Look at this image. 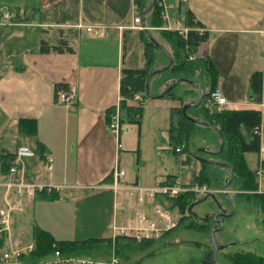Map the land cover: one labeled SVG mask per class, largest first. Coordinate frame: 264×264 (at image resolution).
<instances>
[{"label": "crops", "instance_id": "crops-1", "mask_svg": "<svg viewBox=\"0 0 264 264\" xmlns=\"http://www.w3.org/2000/svg\"><path fill=\"white\" fill-rule=\"evenodd\" d=\"M172 1L175 5L184 4L193 23L185 25L182 16L175 17L180 30L186 34L194 31L207 35V40L198 46L185 47L191 64L200 71L203 85L197 80L194 83L205 95L219 90L226 100L222 110L260 113L259 140L264 143V0ZM6 9L12 14V20L6 27L8 30L0 24V139L8 137L9 140L0 154L14 156L15 182L41 188L55 196L52 200H36L34 196L24 199L31 218L27 245L32 242L35 228L55 242L133 238L120 234L138 227V223L127 222L128 212L118 210L126 194L114 192L113 186L117 180L115 171H122L125 185L153 188L143 186L138 175L125 170L128 166L124 164L125 155L130 150L122 146L121 127L128 121V110L136 109L137 104L133 99L126 101L127 111L121 114L123 122L118 136L107 131L105 114L112 110L114 115L119 111V80L121 70L131 69L128 41L134 34H137L139 63L145 67V38L132 21L133 11L138 12L134 1L0 0L1 19ZM149 24L150 19L145 16L144 30L148 33L155 30ZM171 25L177 28L174 23ZM87 27L100 29L103 36L87 33ZM37 32L39 40L35 38ZM61 42L71 52H66L65 47L63 53L40 52L42 43L53 47ZM171 57L172 67L176 66L177 58ZM167 64L166 59L164 67ZM253 74H260L262 78L260 103L254 101L250 90ZM169 83L161 86L159 92ZM186 86L187 92L195 94L184 105L196 103L197 89ZM59 91L72 93L73 107L65 108L57 102ZM182 103H174L168 109L167 144L170 111L182 108ZM141 107L143 111V103ZM19 121L33 124V136L19 134ZM20 147L29 149L34 156L16 159L15 153ZM139 153L140 144L138 158ZM244 160L253 171L264 162V157L259 152L249 153L244 154ZM182 164H189V158L184 157ZM5 179L6 174L0 170V184ZM259 183V193H263ZM187 186L181 188L189 190ZM14 195L12 192L5 198V190L0 187V206L5 201H13Z\"/></svg>", "mask_w": 264, "mask_h": 264}, {"label": "rangeland", "instance_id": "rangeland-1", "mask_svg": "<svg viewBox=\"0 0 264 264\" xmlns=\"http://www.w3.org/2000/svg\"><path fill=\"white\" fill-rule=\"evenodd\" d=\"M140 1L144 9L149 4V0ZM10 23L4 21L2 15V19L0 18L2 28L4 27L8 30L6 27ZM156 24L158 23L155 20L151 21L149 26L155 30L149 31V33L156 43L162 47L167 45L165 48L163 47L164 50L177 59L174 64L176 66L173 69L169 68L152 78L149 85L150 95L157 97L161 94L159 92L161 86L178 79L191 82L197 80L196 82L202 84L200 81V71L195 65L191 64L189 55L181 47V43L176 36L172 34L174 31L171 29L167 30L168 26L166 24L159 27H156ZM170 26L173 29L174 26ZM27 29L30 30L31 28ZM52 31L55 33L56 29ZM136 35L131 36L128 41V49L130 52L128 66L131 69L142 68L136 49ZM39 36L40 34L38 32L35 33V38L38 37V40ZM152 57V71L160 70L164 67L166 59L158 50L154 51V54L151 55ZM187 89L186 84L180 83L171 91L170 95L173 96L169 95L161 99L152 100L146 93L142 95L143 99L140 105L143 103L144 109L142 111L141 134L136 124L126 120L121 127L122 146L125 150H130L125 155L126 161L124 164L128 165L125 167V170L128 174L133 173L138 175L143 186L153 188L159 187L166 175L176 177L178 185L186 186L191 182L190 179L194 173L201 172L200 175H203L208 183L201 187H195L205 194L198 196L193 192L191 193L195 195V199L205 198V200L194 207L192 213L199 219H203L206 214L215 215L218 211L229 214L231 207L221 192L222 185L229 178L228 171L224 168L210 165L202 166L193 157V153L201 149H208L211 154L197 153V158L228 164L229 155L227 154V144L220 155H214L219 149V139L215 133L199 125L193 127V137L188 141L186 148L183 149L185 151L181 154L174 155L171 147L166 142L165 134L168 125V109L174 103L176 104L182 101V105H184L185 102L191 100L192 95L195 93L187 92ZM135 110L131 109L129 112L130 117L136 114ZM207 110L209 113H214L222 109L202 104L199 108L189 109L186 114L189 118L207 123L208 121L210 122V119L207 117ZM0 135L2 136V133ZM8 140V137H5L4 140L0 139V150L5 146L7 147ZM139 144L140 153L138 158L137 150L139 149ZM184 157L189 158V164H182ZM254 171L255 169H253V173ZM240 181L234 175L232 182L227 186L226 193L234 203L235 211L231 216L222 219V229L213 235L214 243L218 247L225 244L227 248L216 256V261L220 264H234L235 259L239 256L237 254L249 253L253 257H261L264 259V213L255 201V196L264 193V178L259 181L260 190L263 193H259V189L256 192L242 190V182ZM256 183L258 186L257 179ZM187 188L191 189L192 187ZM182 189L184 188L182 187ZM207 194L212 196L207 197ZM155 203L157 202H152L150 209H141L136 200L126 196L121 209L118 210L128 212L127 222L130 223L133 221L134 223L132 224L135 225L138 222V216L142 217L144 214L148 216V220H157V217L153 216V207H156L153 204ZM161 204L171 214L172 223L176 226L174 229L160 234L157 239L147 240L153 241L152 243L137 245L132 242H126L111 246L97 244L96 246L88 248L76 247L74 249H68L66 250L68 254L64 252L65 250L62 251L60 248L52 247V250L43 257H32V261L29 260L31 262L25 261L32 256L33 250L30 253L31 255H23L20 262L23 264L51 263L55 261L54 253L58 251L63 258L74 260L80 264H204L206 254L208 253L211 256L213 253V246L210 240V232L214 228L213 224L210 222L205 226H198L194 224L187 214H181L177 208L172 207L171 202L165 201ZM27 205L26 200H24V205L21 207L22 212H15L11 216L8 231L0 232V237L4 241L1 250L24 249L29 245H32L33 249L35 248L33 238H31L32 242L27 245L31 228V218L30 214H28ZM3 206L4 204H1L0 209ZM180 219H183V221L178 226ZM147 225L148 223L144 224L145 227Z\"/></svg>", "mask_w": 264, "mask_h": 264}, {"label": "trees", "instance_id": "trees-1", "mask_svg": "<svg viewBox=\"0 0 264 264\" xmlns=\"http://www.w3.org/2000/svg\"><path fill=\"white\" fill-rule=\"evenodd\" d=\"M138 10L139 16L141 12L144 10L142 3L140 0H133ZM1 11H0V18H1ZM171 15L175 17H183L185 25H193L192 21L188 13L185 11V7L183 3H177L175 5V9L171 12ZM150 19V23L152 20H155L158 24L156 27L163 25V22L160 19V10L156 6V0L152 10L146 15ZM176 19V18H175ZM141 34L145 38V50L143 53V57L145 60V67L142 69H123L121 70V76L119 80V94L121 96L119 111L123 114V111H127L126 101L132 100L135 95H143L145 94V85L146 79L148 74L151 71V65L153 62V57L151 55L154 54L156 51V47L147 39L145 36V31H141ZM181 43V47L185 49L186 46L188 47H195L199 44L205 42L207 40V35L205 33L199 34L194 31H188L186 34V39L183 40L176 32L172 33ZM1 36V34H0ZM179 45V46H180ZM66 45L65 43L61 42L57 46L47 47L45 43L41 44L40 52L41 53H63L64 48ZM66 52H71L70 48L65 47ZM175 66L172 67V69ZM214 73V72H213ZM214 79V78H213ZM261 84L262 78L260 74H253L250 77L249 85L251 94L254 96V101L257 103L261 102ZM59 89V88H58ZM171 93L167 94L165 97L169 96ZM209 94L205 95V98L202 102L203 105H206V98ZM171 96V95H170ZM201 104V105H202ZM200 105V106H201ZM199 106V107H200ZM198 107V108H199ZM135 110L134 108H131ZM128 110V113L131 111ZM207 109V108H206ZM142 111L141 105L136 106V114L133 117L128 116V122L134 123L140 127V114ZM204 112V111H203ZM208 112V110H207ZM113 116L112 110L105 114V122L106 126L110 123L111 117ZM210 122L207 123L212 125L219 131L223 138H224V147L227 144V154L229 155V163L228 165L231 166L233 170V174L236 175L238 180L242 182V190L254 191L256 192L258 189L256 183V175L255 171H251L245 160L244 154H258L259 147H260V140L259 136L255 135L254 133L259 131L260 129V122H261V115L258 112L253 111H225L221 110L219 112L209 113L207 115ZM134 118V119H133ZM170 125L168 129L169 141L168 146L171 147V151L174 155H178L174 152L177 148H186L188 141L193 137V127L195 126L192 124L186 117H184L181 113V107L178 109H172L170 111ZM123 120H120V124H122ZM33 124L19 121L18 131L19 134L24 136H33ZM170 150V149H169ZM138 151V150H137ZM185 150H182L184 152ZM224 151V148H223ZM222 151V152H223ZM14 156L9 154H0V170L3 174H7L8 170L13 166ZM202 166L204 164H201ZM201 172L195 174L192 177L191 182L188 184L187 187H195L202 185H207L208 181L203 175H200ZM161 186H176L178 185L177 178L173 176H169L165 179L163 183L160 184ZM212 195L207 194V197ZM34 198L38 199H45V200H52L55 198L53 194H47L46 191L42 190L34 194ZM203 199H195V195L191 192L189 193H181L178 197L173 199L171 202L172 207L177 208L181 214H187L188 217L194 222V224L198 226H205L206 224H201L200 222L196 221L192 217V210L196 207ZM255 201L257 205L260 206L261 211L264 213V194L255 196ZM194 215V214H193ZM183 221L180 219L178 222V226ZM264 225V222H263ZM32 238L35 244L34 251L32 256H30L27 260L31 262L33 258H41L46 255L52 247L60 248L65 253L68 252V249L74 248H88L91 246H96L97 244H106L108 246L119 244V243H126L132 242L134 244H147L152 243L153 241L141 240L136 241L133 238L117 236L114 239H96V240H87L83 242H55L52 238L45 232H42L38 229L32 230ZM3 239L0 237V250L3 246ZM63 253V252H62ZM68 254V253H66ZM31 255V254H30ZM239 255L234 264H264V259L261 257H253L251 254H237ZM31 260V261H29Z\"/></svg>", "mask_w": 264, "mask_h": 264}, {"label": "built area", "instance_id": "built-area-1", "mask_svg": "<svg viewBox=\"0 0 264 264\" xmlns=\"http://www.w3.org/2000/svg\"><path fill=\"white\" fill-rule=\"evenodd\" d=\"M156 6L160 10V19L164 24L168 27L167 30L175 31L180 37L185 38L186 33L178 28V20L173 19L171 17V12L175 9V4L172 0H156ZM3 19L8 23L12 20V14L8 9L3 11ZM132 21L134 25H138V29L143 31L144 28L141 27V18L136 11L132 13ZM175 24L177 28L172 29L171 24ZM87 33L94 35L95 37L101 38L103 35L98 28L87 27L85 29ZM141 95H135L133 97L134 102L139 105L142 102ZM57 102L63 105L65 108H71L75 104V99L73 98L72 93H64L63 91L57 92ZM207 105L215 108H222L226 105V100L219 90H214L209 93L206 98ZM120 120H121V112L117 111L110 120V123L107 125V131L112 135L118 136L119 128H120ZM255 135L260 134V131H256ZM183 148H177L174 150L176 154H180ZM259 155L264 157V143H260L259 147ZM34 153L29 151V149L25 147H20L17 149L15 153V158H32ZM17 175L16 166H12L8 173L6 174V179L3 184H0L5 190V198L11 195L14 192V200L11 202L5 201L4 207L0 209V232L3 233L8 231L11 216L15 212H22V205L24 199L33 198L34 193L36 191H41V188L36 189L31 185H25L23 183H17L14 181ZM256 179L260 181V179L264 178V162H261L259 167L255 169ZM116 183L113 186V191L121 193H125L129 198H135L136 202L139 206L143 208L150 209L152 202L156 201L157 203L153 204L156 207H153L154 214L153 216L157 217V220H148L147 215H142V217H138L137 223L138 227L136 228H128L127 230L121 231V235L131 236L136 240H154L159 237L160 234L164 232H168L175 228V224L172 223L171 214L162 205V202L172 201L176 197H178L181 193L185 192H193L195 195L203 196L205 193L203 191L198 190L196 187H192L189 190L182 189L181 186H161L156 188L145 189L139 187L138 185H125L123 182L124 173L122 171H115ZM151 221V222H150ZM158 221V222H157ZM150 222V223H149ZM145 223H148L147 227L144 226ZM33 246L29 245L24 249H15V250H0V264H23L21 263V258L23 255H28L33 251ZM55 261L47 264H80L74 260L63 258L62 255L57 251L54 253Z\"/></svg>", "mask_w": 264, "mask_h": 264}, {"label": "water", "instance_id": "water-1", "mask_svg": "<svg viewBox=\"0 0 264 264\" xmlns=\"http://www.w3.org/2000/svg\"><path fill=\"white\" fill-rule=\"evenodd\" d=\"M154 3H155V0H149V4L148 6L142 11L141 13V25H142V28H144V18L145 16L152 10L153 6H154ZM145 29V28H144ZM145 31V35L146 37L148 38V40L154 45V47H156V49H158L162 55L167 59L168 61V64L166 67L160 69V70H156V71H152L148 74L147 76V79H146V85H145V93L147 94L148 97H150L151 99H161V98H164L167 94L171 93V91L179 84V83H186L194 88L197 89L198 93H199V99L196 103H188L186 105H184L182 108H181V113L184 117H186L192 124L194 125H199V126H202L210 131H212L213 133L216 134V136L218 137L219 139V149L218 151L214 154V155H220L223 151V148H224V138L222 136V134L216 130V128H214L212 125L208 124V123H204V122H201V121H198V120H194L192 118H189L188 116H186V112L189 110V109H193V108H198L204 98H205V93L203 92V90L201 89V87L197 84H195L194 82H191V81H187V80H182V79H178V80H175V81H172L169 85L166 86V89L160 94L158 95L157 97H152L150 95V92H149V85H150V82H151V79L158 75V74H161L163 73L164 71L168 70L169 68L172 67L173 65V59L172 57L158 44L156 43L152 37L150 36V34L147 32V30H144ZM197 153H204V154H211V152L208 150V149H201L195 153H193V157L199 161L201 164H204V165H210V166H215V167H220V168H224L228 171L229 173V178L228 180H226L224 182V184L222 185L221 187V192L223 194V197L224 199L229 203L230 207H231V212L229 214H225L223 212H220V213H217L215 215H209V214H206L204 216L203 219H198L195 215L192 214V217L193 219H195L196 221L200 222L201 224H207L209 221H213L215 222L217 225H218V230L216 228H213L211 229V232H210V240H211V243H212V246H213V257H212V261L214 262V264H218V262L215 260V255L218 251L220 250H224L226 247L225 246H217L215 243H214V240H213V234L217 231H220L222 229V219H225L229 216H231L234 211H235V206H234V203L231 201V199L228 197L227 193H226V188L227 186H229V184L231 183V181L233 180V170L231 168V166H229L228 164H224V163H217V162H213V161H209V160H205V159H198L197 158ZM217 218H221L220 221H217Z\"/></svg>", "mask_w": 264, "mask_h": 264}, {"label": "flooded vegetation", "instance_id": "flooded-vegetation-1", "mask_svg": "<svg viewBox=\"0 0 264 264\" xmlns=\"http://www.w3.org/2000/svg\"><path fill=\"white\" fill-rule=\"evenodd\" d=\"M233 177H234V174H233ZM232 182V181H231ZM194 209V208H193ZM193 211V210H192ZM218 213H220L219 211H218ZM193 214V213H192ZM217 214V213H216ZM225 214H227V213H225ZM199 219V218H198ZM221 220V218H217V221H220ZM212 223L213 224V227L214 228H216L217 230H218V225L215 223V222H213V221H209L207 224H209V223ZM206 224V225H207ZM212 227V228H213ZM219 231H217V232H215L213 235H215L216 233H218ZM223 246H225V244L223 245ZM228 247H230V245H228ZM227 249V248H226ZM220 253H222V250L221 251H218L217 253H216V255H215V260H216V256L218 255V254H220ZM207 256H206V259L204 260V264H214V262L212 261V257H213V253H212V255L210 256V254H206ZM211 257V258H210ZM209 258H210V261H209ZM218 264H220L219 262H218Z\"/></svg>", "mask_w": 264, "mask_h": 264}]
</instances>
